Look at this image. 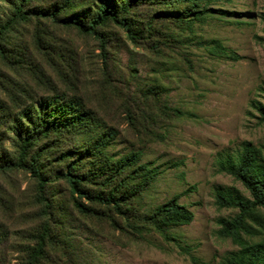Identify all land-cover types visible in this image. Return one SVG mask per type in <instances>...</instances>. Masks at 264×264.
I'll list each match as a JSON object with an SVG mask.
<instances>
[{"label": "rangeland", "instance_id": "rangeland-1", "mask_svg": "<svg viewBox=\"0 0 264 264\" xmlns=\"http://www.w3.org/2000/svg\"><path fill=\"white\" fill-rule=\"evenodd\" d=\"M12 2L0 0V29L13 16ZM94 2L31 0L26 18L1 36L0 264H230L240 246L223 234L220 220L238 210L218 207L215 194L250 199L221 167L245 144L264 157L257 109L264 107V0H219L186 17L165 14L185 4L137 1L125 14L136 35L101 26L104 50L93 35L34 14L49 10L61 18ZM47 98L79 103L90 138L110 136L96 150L99 163L81 155L88 136L72 127L40 133L24 155L25 130L41 129L33 105ZM132 155L138 160L128 165ZM20 160L42 168L44 178L76 164V173L90 177L78 184L89 195L134 185L119 206L103 204L71 196L65 179L40 187L29 169L13 165ZM142 167L153 176L147 184ZM176 195L193 220L161 234L151 216ZM74 198L90 211L79 212ZM248 222L261 229L259 219ZM242 236L259 241L264 234Z\"/></svg>", "mask_w": 264, "mask_h": 264}, {"label": "trees", "instance_id": "trees-1", "mask_svg": "<svg viewBox=\"0 0 264 264\" xmlns=\"http://www.w3.org/2000/svg\"><path fill=\"white\" fill-rule=\"evenodd\" d=\"M30 1L31 0H17V2H12L14 4L13 16L10 18L8 24H6L7 26L5 25L0 29V40L1 36L4 35L16 19L23 20L26 18L29 11L25 12L23 6L26 2ZM137 1H147L148 3L158 5L166 4L172 6L174 9H178L179 6L185 4L188 6L181 8L177 12L169 11L165 12V14H175V16L186 17L188 14L197 16L201 15L203 12H209L207 6L219 0H153V2H151V0H96V2L92 4V9L82 8L77 14L74 13L71 16L58 18L54 12H50L49 10L39 11L34 14L39 17L50 18L54 23L74 26L81 33L93 35L99 40L101 49L104 50L106 40L98 31L101 26L112 23L122 27L126 31L128 37L133 38V35H136V32L131 28L129 19L125 14L129 12V7ZM47 99L48 102L46 104L41 103L37 106L33 105V111L40 116L37 124L41 126V129L40 132H35L34 129L30 131L25 130L27 134L22 140L23 145L26 147L24 155L27 153L30 144L38 139L40 133L46 135L50 131L59 130V128L72 127L71 129L75 131V135H82L85 139L88 136L85 140L88 145L79 150L82 153L81 155L84 157L89 156L90 159H94L93 162L99 163V152L96 150L98 146L108 144L110 136L107 133H101L97 137L90 138L89 134L91 130L87 129L89 124L87 122L88 114L82 111V109H79V103L70 101L59 103L54 98ZM257 109L263 115L262 120L264 121V107L259 106ZM31 117L32 113H29V119ZM96 139L100 140L94 144V142L97 141ZM138 157L139 155H132L131 158L126 157L125 161L128 163V160H130L131 163H136ZM34 159L35 157H32L33 161H35ZM263 160L264 157L260 149L252 147L250 144H245L236 161L227 165H222L221 167L224 172L239 181L250 196V199H247L240 195H235L236 193L220 189L217 190L215 194V202L218 207L234 208L238 210V213L234 217L220 220L223 234L230 237L234 243L240 246L238 257L230 259V264H264V237L259 241H249L242 236L243 234L249 236H255L261 233L264 234V218L259 211L260 208H264V164L261 163ZM13 165L29 169L38 179L40 187L42 188L45 187L47 183L61 178L65 179L69 184L71 196L77 194L78 197H85L114 206H119V202L123 201L126 197V192H132V189L129 187H133L134 185L124 183L121 186V188H124L122 192L116 190L111 191L112 193H110L108 197L89 195L87 192L80 190L78 184L88 181L90 177L85 173H76V164H73L67 172L58 171L55 172L53 176H48L46 178L43 177L42 168L40 167L36 168L33 165L25 164L22 160ZM128 165H131L130 162ZM1 167L0 165V168ZM140 169L145 171L144 175H147L144 178L147 184L153 176L149 174V170L146 167ZM128 179L134 178L129 177ZM43 200L46 202V206H48V200L45 197ZM177 200L178 196L176 195L167 202L157 206L152 214L151 221L159 233L165 234L167 228L187 225L193 220V213L183 205H180ZM74 206L81 213H88L90 211L89 208L75 198ZM253 219H259L261 221L259 225L262 231L249 224L248 221Z\"/></svg>", "mask_w": 264, "mask_h": 264}]
</instances>
